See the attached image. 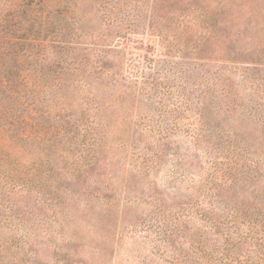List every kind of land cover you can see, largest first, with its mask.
Returning a JSON list of instances; mask_svg holds the SVG:
<instances>
[{"label":"rangeland","instance_id":"1","mask_svg":"<svg viewBox=\"0 0 264 264\" xmlns=\"http://www.w3.org/2000/svg\"><path fill=\"white\" fill-rule=\"evenodd\" d=\"M41 1L0 0V26L8 27L0 35L59 40L61 58L51 47L33 62L51 85L41 106L63 105L49 121L60 113L78 127L64 126L62 151L44 148L43 196H3L14 206L0 212V264H207L192 237L214 250L222 236L205 234L192 216L207 154L190 141L195 123L175 89L205 96L201 145L235 140L253 158L254 146L263 150L250 189L264 194V0ZM130 67L154 85L134 88ZM25 156L40 158L33 149ZM234 254L254 258L252 240Z\"/></svg>","mask_w":264,"mask_h":264},{"label":"trees","instance_id":"2","mask_svg":"<svg viewBox=\"0 0 264 264\" xmlns=\"http://www.w3.org/2000/svg\"><path fill=\"white\" fill-rule=\"evenodd\" d=\"M2 28L8 29L6 25H1L0 30ZM45 40L46 37L0 35V212L11 213L14 206L12 202L3 200L6 193L25 190L43 196L41 187H45L48 178L46 175L42 178L41 169L48 163L50 154L46 153L44 148L49 146L52 149L53 146L56 148L52 149L53 152L61 150L63 145L59 140L64 134V126L69 124L78 127V122L72 121L70 117L65 118L60 113L54 116V121H49L51 108L64 112L66 107L63 105L56 102L53 105L47 103L45 107L41 106L44 94L49 93L47 89L51 88V85H43L41 79L46 70L38 69L33 62L38 53L48 52L51 47L55 51L50 49V52H53L57 59L62 57L64 50L59 40L53 38L51 44ZM54 61L58 72L57 81L61 82L59 76L64 67L56 59L53 60V65ZM47 73H50L49 68ZM118 74L122 75L121 72ZM125 75L137 90L138 87L145 90L146 85H154L153 81H146L142 72L136 68L130 67ZM109 78L116 80L112 75H109ZM163 87L165 88L162 93L165 94L169 86ZM175 91L195 123L194 128L188 132L192 145L207 154L206 178L199 181L202 184L201 195L192 196L190 201V205L196 207L192 216L200 220L205 234L211 231L213 235L222 236V243L214 250L202 248L192 237L193 246L196 248L193 253L196 254L197 250H200L206 254L207 264H264V194H261L255 183L254 194L250 189L253 180H259V155L263 154V150L254 146L253 158L250 154L252 151L235 140L220 149H215L209 144L201 145L207 134L204 127L207 118L203 111L205 96L202 91L194 93V88L190 89L185 85ZM158 102L163 104V101ZM95 103L99 104L98 101ZM254 103L256 109L259 103ZM258 108L260 110L262 107ZM39 109L41 111L37 113ZM257 112L255 110L254 116ZM37 114L41 117H37ZM257 118L264 123V115L258 114ZM45 121L48 125L50 122L52 126L46 125ZM42 124L47 127L44 129ZM165 133L160 130L159 136ZM262 133L264 136V129ZM232 136V133L227 134L228 139L232 140ZM32 149L38 151V157L40 155L37 160H30L25 156ZM243 186H246V189H243ZM238 190L240 194H237ZM243 240H252L254 258L247 254H234L236 246ZM188 259H192V256H188ZM192 260L196 262L194 258Z\"/></svg>","mask_w":264,"mask_h":264}]
</instances>
